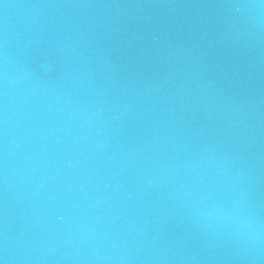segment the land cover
<instances>
[{"label": "water", "instance_id": "water-1", "mask_svg": "<svg viewBox=\"0 0 264 264\" xmlns=\"http://www.w3.org/2000/svg\"><path fill=\"white\" fill-rule=\"evenodd\" d=\"M256 3L0 0L3 264H264Z\"/></svg>", "mask_w": 264, "mask_h": 264}, {"label": "clouds", "instance_id": "clouds-1", "mask_svg": "<svg viewBox=\"0 0 264 264\" xmlns=\"http://www.w3.org/2000/svg\"><path fill=\"white\" fill-rule=\"evenodd\" d=\"M248 7L256 9L258 14H264V0H258V3L250 4ZM199 210L205 218L226 224L238 236L247 234L250 237H257L260 233V226L256 224L254 217L245 212L238 202L227 207L219 204H205ZM0 264L3 262L0 261Z\"/></svg>", "mask_w": 264, "mask_h": 264}]
</instances>
